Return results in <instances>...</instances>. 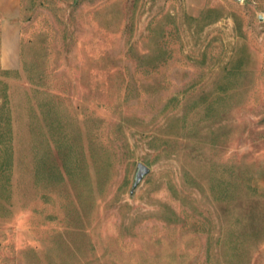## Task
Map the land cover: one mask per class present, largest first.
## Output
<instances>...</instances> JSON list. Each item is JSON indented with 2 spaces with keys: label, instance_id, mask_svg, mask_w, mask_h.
Masks as SVG:
<instances>
[{
  "label": "rangeland",
  "instance_id": "1",
  "mask_svg": "<svg viewBox=\"0 0 264 264\" xmlns=\"http://www.w3.org/2000/svg\"><path fill=\"white\" fill-rule=\"evenodd\" d=\"M0 264H264V0L0 12Z\"/></svg>",
  "mask_w": 264,
  "mask_h": 264
},
{
  "label": "crops",
  "instance_id": "2",
  "mask_svg": "<svg viewBox=\"0 0 264 264\" xmlns=\"http://www.w3.org/2000/svg\"><path fill=\"white\" fill-rule=\"evenodd\" d=\"M20 11V0H0V12L6 17L18 16Z\"/></svg>",
  "mask_w": 264,
  "mask_h": 264
},
{
  "label": "water",
  "instance_id": "3",
  "mask_svg": "<svg viewBox=\"0 0 264 264\" xmlns=\"http://www.w3.org/2000/svg\"><path fill=\"white\" fill-rule=\"evenodd\" d=\"M241 1V0H237ZM150 173V168L143 163H139L134 177L132 192L141 184L143 179Z\"/></svg>",
  "mask_w": 264,
  "mask_h": 264
}]
</instances>
